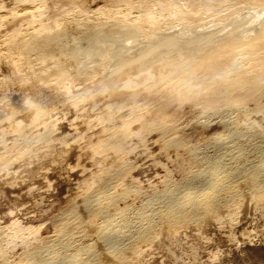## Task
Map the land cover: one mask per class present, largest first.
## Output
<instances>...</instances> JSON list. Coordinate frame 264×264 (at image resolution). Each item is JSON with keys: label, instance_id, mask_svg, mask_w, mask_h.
<instances>
[{"label": "bare ground", "instance_id": "obj_1", "mask_svg": "<svg viewBox=\"0 0 264 264\" xmlns=\"http://www.w3.org/2000/svg\"><path fill=\"white\" fill-rule=\"evenodd\" d=\"M13 2L14 8H0V149L14 131L11 153L0 156L1 173L28 179L49 161L67 178L71 156L89 158L96 173L66 205L65 216L73 220L55 218L56 239L0 226V264H133L148 243L179 245L170 237L176 219L207 218L219 231L223 218L232 223L228 212L238 206L243 216L264 212V0H39L33 8L23 5L28 0ZM52 109L61 119L98 110L102 124L88 126L82 140L70 137L53 128ZM179 115L223 124L209 141L214 157L192 146L176 123ZM152 143L178 163L186 192L178 195L168 185L144 193L135 184L121 185L128 156L149 158ZM207 166L213 178L195 181ZM134 190L142 204L161 194L163 207L138 221L127 216L120 224L125 236L122 226L106 232L109 218L124 215L128 205L115 206L113 196ZM94 191L102 199L90 216L77 201ZM79 236L95 246L86 258L79 255L84 245L65 253ZM226 240L234 242L229 234ZM16 248L22 250L14 261ZM263 254L256 249L249 255Z\"/></svg>", "mask_w": 264, "mask_h": 264}, {"label": "rangeland", "instance_id": "obj_2", "mask_svg": "<svg viewBox=\"0 0 264 264\" xmlns=\"http://www.w3.org/2000/svg\"><path fill=\"white\" fill-rule=\"evenodd\" d=\"M26 3L27 4L23 5H29L32 8L39 7L41 4L39 0H28ZM17 4V7L21 8V3ZM0 6L1 10H9L16 7L13 0H0ZM32 8H27L26 10L30 12ZM40 13H42L41 16L46 15V12ZM38 17L40 16H36L35 18ZM47 113L52 115V125L56 132L67 133L70 137H77L81 140L89 133L90 129L88 126L93 127L94 124H98L99 126L102 124L100 121L103 119L99 115L98 110L94 109L87 110L83 116L72 119H61L62 115L57 109H52ZM66 115L70 116L71 113H66ZM184 115L186 116V114ZM57 116L59 118L54 119ZM185 116H178L179 119H177L176 123L180 124V131L188 136L190 143L195 149H197L196 147H200L205 150L208 158L214 157V155L217 154V150L209 148V141L216 139L215 135L223 131V124L219 122L216 117H211L207 121H200ZM17 125H22L21 121H18ZM98 126H96V129ZM181 128L183 129L181 130ZM12 133H14V131H9L4 137V142L2 143L3 148L0 149V156L11 153V151H9V137ZM218 145L220 146L219 143ZM159 146L160 143L148 145L147 149L148 152H150L149 158H146L144 154L139 155V157H135L132 154L128 156L127 162L130 164V168L127 169L126 176L121 179V185L124 184L127 186L131 183L135 184L136 189L144 193L159 192L164 190L168 185L175 186L178 190L181 188L180 192L178 190L176 192L178 195H180L182 191L186 192L187 189L184 187L181 179L182 170L177 168L178 163L174 164L168 160L166 155L158 153ZM205 146L208 147L205 148ZM198 150L200 151V149ZM184 155L186 156L187 154H181L179 158L183 159ZM25 156L26 154L22 157ZM66 161L69 167H71V165L73 166L71 171L67 174V178H64L63 172L49 161H44L43 165H34L35 174L28 179L24 175H18L20 177L10 180L1 173L3 166L0 165V226L9 227L10 230H8L7 233L19 230L23 233H29V238L32 237L31 235H37L42 239H56L55 218L58 216L61 217L62 215V219H64L62 222L68 220L70 222V220H73L71 217L65 216L64 210L66 205L75 193L81 192L85 188L83 184L86 179L85 177L95 174L96 166L86 157L77 161L75 156H71L70 158L67 157ZM208 167L209 166L206 167L207 169H201L202 174L210 170ZM199 176L194 180L209 182L213 178V174L208 175L207 172L206 175H201L200 178ZM209 185L211 184H207L206 186ZM190 190L192 193L195 188L193 189L191 187ZM108 191L107 193H112L111 189ZM135 191L136 190H134V192H129L126 197L122 199L118 197L116 199V195L113 196V198L116 199H112L114 203L116 202L115 206L121 208L125 203L128 205L126 210L122 211L125 213V216L112 215L113 219L109 218V225L106 232L110 231L108 229L112 227H121L122 225L120 226V224L124 222L125 218L127 219L132 216L134 217V221H138L139 219L136 217L145 218V215H151L152 211L158 210L159 206H161V208L163 207L165 197H160L161 194L158 195V197L157 195L156 197H152V199L154 198L153 200H147L142 204L140 203L141 198L136 196L137 194ZM95 193L97 192H92L85 199H81V196L77 201L81 203L83 207L87 208L86 210L89 212L85 210L84 212H87V215L90 213V216H92L91 211H93V205L98 202L100 203V199H102L98 197L100 196L99 193ZM168 195L170 196L171 193ZM168 195L167 197H169ZM237 208H234L235 211L232 210L235 214L233 212H228L229 220H231V218L234 219L231 220L232 223L230 222V224L226 220L227 218L225 220L223 218V223L220 225L219 231L216 229L215 225L209 222L211 220L207 221V218L203 221H196V223L185 218L176 219L173 221L176 229L175 234L170 237H174V239L178 240L179 245L168 249L157 243H148L147 247L142 249V252L133 260V264H264V254L261 257H251V255H249L256 249L264 253V234L262 233L264 230V212L250 211L243 216L242 207L238 206ZM137 209H139L140 213L135 211ZM226 214L225 216H227ZM98 218L100 219V217L97 216L95 221L96 219L99 221ZM78 220V218L75 219L73 223H70V226H76V224L79 223ZM244 221L247 226H243L242 222ZM112 222L114 224H119L117 226H112ZM233 223L234 225L232 226ZM121 228H123V236H125L126 233L124 234V232L126 227L122 226ZM248 232L250 236H254L253 241H247L245 235H247ZM228 234L230 239H233L234 242L226 240ZM241 238L246 241V244L239 243L235 245L237 241H241ZM74 240L76 243L68 245L65 253H74L76 251L74 248L77 247V245H84V248L79 253L81 257L86 258L94 252L95 246L88 237L79 236V240L77 237H75ZM141 245L140 243L139 246ZM28 247H30V244ZM21 250V248L15 249L16 254L14 253V261H17V254H19Z\"/></svg>", "mask_w": 264, "mask_h": 264}]
</instances>
